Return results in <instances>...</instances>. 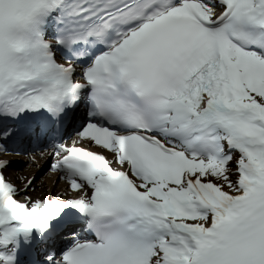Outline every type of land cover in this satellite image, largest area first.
Wrapping results in <instances>:
<instances>
[{
	"label": "snow or ice",
	"instance_id": "snow-or-ice-1",
	"mask_svg": "<svg viewBox=\"0 0 264 264\" xmlns=\"http://www.w3.org/2000/svg\"><path fill=\"white\" fill-rule=\"evenodd\" d=\"M0 264H264V0H0Z\"/></svg>",
	"mask_w": 264,
	"mask_h": 264
},
{
	"label": "bare ground",
	"instance_id": "bare-ground-1",
	"mask_svg": "<svg viewBox=\"0 0 264 264\" xmlns=\"http://www.w3.org/2000/svg\"><path fill=\"white\" fill-rule=\"evenodd\" d=\"M44 167H45V165H44ZM43 168L39 171L40 175L38 174L36 183L39 184L41 182V180H43L44 181V188L38 187L36 189V193H33V195L45 194V189L48 187H51V185H52V180H53V177L55 174L50 173L48 171V169L44 173H42ZM34 170H35L34 168L29 167L27 164L24 163L23 159L20 158V159H14V163L12 164L11 168L8 171H9V173H15V174L19 175V174H26V173L32 172ZM62 187H64V182L63 181H57L56 188L52 189L53 193H55L57 188H62Z\"/></svg>",
	"mask_w": 264,
	"mask_h": 264
},
{
	"label": "rangeland",
	"instance_id": "rangeland-1",
	"mask_svg": "<svg viewBox=\"0 0 264 264\" xmlns=\"http://www.w3.org/2000/svg\"><path fill=\"white\" fill-rule=\"evenodd\" d=\"M51 161H49L47 164H45V167L42 170V173H44L48 169V165ZM40 175V174H39ZM36 193V192H35Z\"/></svg>",
	"mask_w": 264,
	"mask_h": 264
}]
</instances>
